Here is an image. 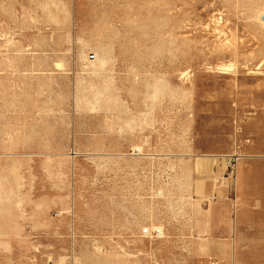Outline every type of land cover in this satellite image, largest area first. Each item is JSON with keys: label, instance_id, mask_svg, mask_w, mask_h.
Masks as SVG:
<instances>
[{"label": "rangeland", "instance_id": "374dc122", "mask_svg": "<svg viewBox=\"0 0 264 264\" xmlns=\"http://www.w3.org/2000/svg\"><path fill=\"white\" fill-rule=\"evenodd\" d=\"M0 264H264V0H0Z\"/></svg>", "mask_w": 264, "mask_h": 264}, {"label": "built area", "instance_id": "2783aa9c", "mask_svg": "<svg viewBox=\"0 0 264 264\" xmlns=\"http://www.w3.org/2000/svg\"><path fill=\"white\" fill-rule=\"evenodd\" d=\"M231 160H229V161H227V164L229 165V166H231Z\"/></svg>", "mask_w": 264, "mask_h": 264}]
</instances>
